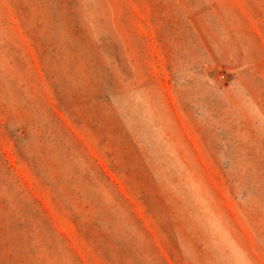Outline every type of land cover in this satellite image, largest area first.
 Returning a JSON list of instances; mask_svg holds the SVG:
<instances>
[{
	"label": "rangeland",
	"instance_id": "obj_1",
	"mask_svg": "<svg viewBox=\"0 0 264 264\" xmlns=\"http://www.w3.org/2000/svg\"><path fill=\"white\" fill-rule=\"evenodd\" d=\"M0 264H264V0H0Z\"/></svg>",
	"mask_w": 264,
	"mask_h": 264
}]
</instances>
